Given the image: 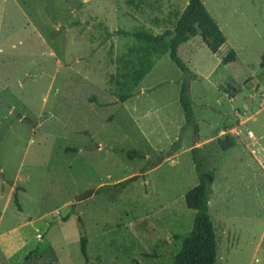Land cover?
<instances>
[{
  "label": "rangeland",
  "instance_id": "rangeland-1",
  "mask_svg": "<svg viewBox=\"0 0 264 264\" xmlns=\"http://www.w3.org/2000/svg\"><path fill=\"white\" fill-rule=\"evenodd\" d=\"M186 2L0 0V264H170L194 215L193 147L213 171L216 262L264 264V0H201L225 41L213 54L198 36L177 49L195 139L179 134V70L113 34L171 30Z\"/></svg>",
  "mask_w": 264,
  "mask_h": 264
},
{
  "label": "trees",
  "instance_id": "trees-1",
  "mask_svg": "<svg viewBox=\"0 0 264 264\" xmlns=\"http://www.w3.org/2000/svg\"><path fill=\"white\" fill-rule=\"evenodd\" d=\"M106 34L105 32V35ZM113 34L133 39L135 42L139 43L140 46L144 47L147 50L146 52H153L160 55L166 54L168 60L179 70L181 73V80L178 87L177 103L183 118V125L179 128V134L181 135L186 127H190L193 138L195 139L197 137V128L187 95L188 81L192 76L185 64H183L177 56V49L181 44L198 36L206 49L213 54L225 41L223 34L215 21L205 10L201 0H187L171 30H164L160 34H153L143 28H133L131 30L118 29L114 31ZM233 60L234 53L230 52L221 59V63L226 64ZM123 100L124 97L119 98L120 103L123 102ZM98 106L101 107L102 105ZM16 117L20 119L18 115H16ZM21 120L30 123L26 118H21ZM218 143L222 150H226V148L232 146L231 141L226 139ZM178 148L179 144L177 140L168 147L165 153L157 156L155 162L146 159L144 165L139 169V172L142 174L145 167L155 165L160 162L163 156L173 154ZM112 152L123 154L129 160L141 156L134 150L122 152L112 149ZM189 154L197 182L184 193L183 203L186 209L194 212V215L190 230L179 239L178 249L172 255L170 264H218L216 262L214 228L208 215V199L211 193L210 185L213 179V171L209 168L208 162L202 156L198 148H191ZM128 182L129 180H124L112 185L114 192H119ZM107 188L108 187H99L94 193L99 194L102 190H106ZM113 196L114 194L111 195L109 199L112 200ZM13 202L17 208L15 193L13 194ZM73 209L74 204L69 205L63 220H67L74 214ZM78 242L79 253L84 263H86L85 237L81 236ZM34 252L35 250L30 253Z\"/></svg>",
  "mask_w": 264,
  "mask_h": 264
},
{
  "label": "water",
  "instance_id": "water-1",
  "mask_svg": "<svg viewBox=\"0 0 264 264\" xmlns=\"http://www.w3.org/2000/svg\"><path fill=\"white\" fill-rule=\"evenodd\" d=\"M90 193H92V190L87 191V193L85 194V196L88 195V194H90Z\"/></svg>",
  "mask_w": 264,
  "mask_h": 264
},
{
  "label": "crops",
  "instance_id": "crops-1",
  "mask_svg": "<svg viewBox=\"0 0 264 264\" xmlns=\"http://www.w3.org/2000/svg\"><path fill=\"white\" fill-rule=\"evenodd\" d=\"M192 39V38H191ZM189 41V40H188ZM192 78H193V76H192ZM100 107V106H99ZM249 135V134H248ZM197 140V139H196ZM14 194V193H13Z\"/></svg>",
  "mask_w": 264,
  "mask_h": 264
}]
</instances>
